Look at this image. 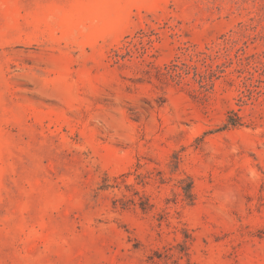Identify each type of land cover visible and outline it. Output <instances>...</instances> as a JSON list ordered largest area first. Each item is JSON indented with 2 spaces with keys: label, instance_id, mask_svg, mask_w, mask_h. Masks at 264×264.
<instances>
[{
  "label": "rangeland",
  "instance_id": "374dc122",
  "mask_svg": "<svg viewBox=\"0 0 264 264\" xmlns=\"http://www.w3.org/2000/svg\"><path fill=\"white\" fill-rule=\"evenodd\" d=\"M0 264H264V0H0Z\"/></svg>",
  "mask_w": 264,
  "mask_h": 264
},
{
  "label": "trees",
  "instance_id": "16d2710c",
  "mask_svg": "<svg viewBox=\"0 0 264 264\" xmlns=\"http://www.w3.org/2000/svg\"><path fill=\"white\" fill-rule=\"evenodd\" d=\"M178 78H181V76H177ZM234 126L236 125V124H233Z\"/></svg>",
  "mask_w": 264,
  "mask_h": 264
}]
</instances>
